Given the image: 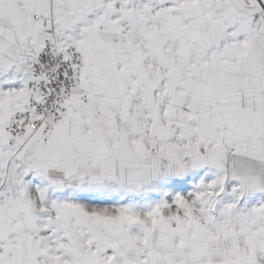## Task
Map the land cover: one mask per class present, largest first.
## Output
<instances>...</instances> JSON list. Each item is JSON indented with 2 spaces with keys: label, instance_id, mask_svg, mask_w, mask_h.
<instances>
[{
  "label": "snow or ice",
  "instance_id": "obj_1",
  "mask_svg": "<svg viewBox=\"0 0 264 264\" xmlns=\"http://www.w3.org/2000/svg\"><path fill=\"white\" fill-rule=\"evenodd\" d=\"M0 264H264V0H0Z\"/></svg>",
  "mask_w": 264,
  "mask_h": 264
}]
</instances>
